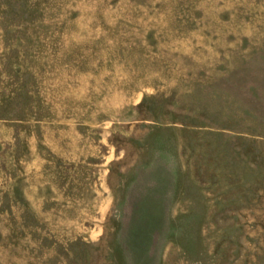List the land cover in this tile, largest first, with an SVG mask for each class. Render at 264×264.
<instances>
[{"label": "rangeland", "instance_id": "374dc122", "mask_svg": "<svg viewBox=\"0 0 264 264\" xmlns=\"http://www.w3.org/2000/svg\"><path fill=\"white\" fill-rule=\"evenodd\" d=\"M0 264H264V0H0Z\"/></svg>", "mask_w": 264, "mask_h": 264}]
</instances>
